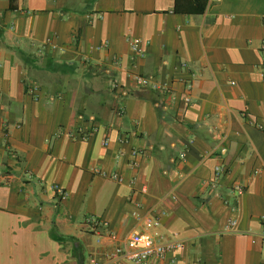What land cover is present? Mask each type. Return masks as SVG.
Returning a JSON list of instances; mask_svg holds the SVG:
<instances>
[{
	"label": "crops",
	"instance_id": "0c3cea01",
	"mask_svg": "<svg viewBox=\"0 0 264 264\" xmlns=\"http://www.w3.org/2000/svg\"><path fill=\"white\" fill-rule=\"evenodd\" d=\"M263 42L264 0H0V264L104 261L137 215L184 241L147 264H264Z\"/></svg>",
	"mask_w": 264,
	"mask_h": 264
},
{
	"label": "built area",
	"instance_id": "2783aa9c",
	"mask_svg": "<svg viewBox=\"0 0 264 264\" xmlns=\"http://www.w3.org/2000/svg\"><path fill=\"white\" fill-rule=\"evenodd\" d=\"M129 48L133 54V56L140 57L143 55V50L140 46L138 40L128 39ZM261 49L264 50V42L261 44ZM135 80L139 85L148 86L150 85V81L148 78H145L141 75H135ZM117 84L114 82L113 87H116ZM159 88V87H158ZM29 92L33 94V87H28ZM166 93L170 91L168 89L163 90ZM188 100V97L185 98ZM121 109L118 110L120 112ZM90 129L88 131H84L82 128H79L78 131L81 134V139L85 140L90 134V131H94L97 129V126L93 122V119H90ZM108 142L107 139L103 140V144L106 145ZM131 155L134 157L129 161V167L134 168L138 165V161L135 158L137 155H143L144 150L140 148H132L130 150ZM184 152L179 154L180 158L184 157ZM223 173V167L220 165L214 166L213 177L209 181V186L216 187L219 181L220 176ZM102 176L107 177L111 180L122 182L123 177L117 172H101ZM142 190H144L142 188ZM232 191L235 195L241 194L243 192L242 185H235L232 188ZM61 195L64 193L61 192ZM139 218L142 228L141 230L133 231L129 234L126 241L122 244L117 243L113 246V248L105 254V259L102 261L101 257H95L91 261V264H109L110 262L114 263L119 261L121 258H126L134 262V264H147L149 260L155 259H163L165 255L178 248H182L184 246L183 239H180L175 236H168L158 229L160 226V221L155 217H143L141 215H137ZM232 223V221H231ZM83 226L85 230L94 233L97 237V241L104 235H107L112 240L117 239V234L115 232H107L103 230L102 221L95 217L90 216L83 221Z\"/></svg>",
	"mask_w": 264,
	"mask_h": 264
}]
</instances>
